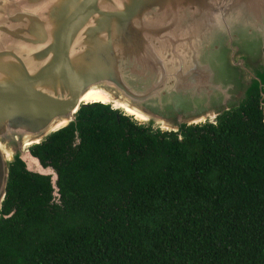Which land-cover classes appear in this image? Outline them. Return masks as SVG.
I'll use <instances>...</instances> for the list:
<instances>
[{"label":"trees","instance_id":"1","mask_svg":"<svg viewBox=\"0 0 264 264\" xmlns=\"http://www.w3.org/2000/svg\"><path fill=\"white\" fill-rule=\"evenodd\" d=\"M262 93L179 132L82 106L30 147L57 196L10 163L0 264H264Z\"/></svg>","mask_w":264,"mask_h":264},{"label":"water","instance_id":"2","mask_svg":"<svg viewBox=\"0 0 264 264\" xmlns=\"http://www.w3.org/2000/svg\"><path fill=\"white\" fill-rule=\"evenodd\" d=\"M120 1L0 0V219L16 159L58 195L55 170L30 147L76 123L82 106L179 132L215 124L253 86L263 97L264 0ZM92 87L111 100L82 101Z\"/></svg>","mask_w":264,"mask_h":264},{"label":"bare ground","instance_id":"3","mask_svg":"<svg viewBox=\"0 0 264 264\" xmlns=\"http://www.w3.org/2000/svg\"><path fill=\"white\" fill-rule=\"evenodd\" d=\"M16 1H20V0H16ZM120 5L122 3V1L120 0H116ZM28 60H30V58H28ZM31 62V61H30ZM32 63V62H31ZM29 66H30V63L28 62L27 63ZM34 69H31V71L33 72ZM82 101H85V102H92V101H99V102H107L109 100H111V95L109 92H107L106 90H103L99 87H92L89 89L88 92H86L83 96H82ZM119 106L121 107H124V110L137 117V118H140V119H144L145 116L140 113L138 110H136L135 108L127 105V104H124L122 102H116ZM66 120H60L56 126L54 127H59L63 124H65Z\"/></svg>","mask_w":264,"mask_h":264},{"label":"rangeland","instance_id":"4","mask_svg":"<svg viewBox=\"0 0 264 264\" xmlns=\"http://www.w3.org/2000/svg\"><path fill=\"white\" fill-rule=\"evenodd\" d=\"M37 171V170H36ZM38 171H43V172H45L44 170H38ZM41 173V172H40ZM47 174V173H46Z\"/></svg>","mask_w":264,"mask_h":264}]
</instances>
